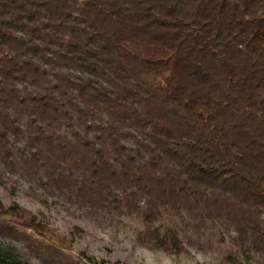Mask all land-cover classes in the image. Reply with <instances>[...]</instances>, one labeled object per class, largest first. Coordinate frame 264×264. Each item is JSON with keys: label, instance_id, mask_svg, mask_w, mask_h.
I'll use <instances>...</instances> for the list:
<instances>
[{"label": "trees", "instance_id": "obj_1", "mask_svg": "<svg viewBox=\"0 0 264 264\" xmlns=\"http://www.w3.org/2000/svg\"><path fill=\"white\" fill-rule=\"evenodd\" d=\"M0 169L144 247L220 224L264 258V0H0Z\"/></svg>", "mask_w": 264, "mask_h": 264}, {"label": "rangeland", "instance_id": "obj_2", "mask_svg": "<svg viewBox=\"0 0 264 264\" xmlns=\"http://www.w3.org/2000/svg\"><path fill=\"white\" fill-rule=\"evenodd\" d=\"M0 200L6 209L36 215L66 240L65 246L57 250L58 260L52 262L44 247L33 245L43 238L17 225L15 216H8L7 222L16 230L0 231V254L16 264H264V258L220 224H209L201 234L188 232L180 249L171 253L144 247L137 239V230L143 228L141 222H110L86 214L57 194L2 169ZM174 222L166 216L161 227L167 230L174 227ZM51 242L58 245L56 240Z\"/></svg>", "mask_w": 264, "mask_h": 264}]
</instances>
